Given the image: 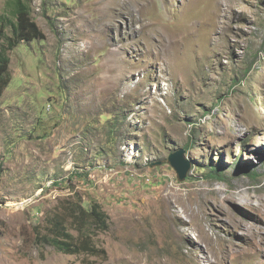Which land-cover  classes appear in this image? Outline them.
Masks as SVG:
<instances>
[{"label": "rangeland", "instance_id": "374dc122", "mask_svg": "<svg viewBox=\"0 0 264 264\" xmlns=\"http://www.w3.org/2000/svg\"><path fill=\"white\" fill-rule=\"evenodd\" d=\"M27 1L45 40L0 97V264H264V0ZM80 199L109 219L96 256L36 242Z\"/></svg>", "mask_w": 264, "mask_h": 264}, {"label": "trees", "instance_id": "16d2710c", "mask_svg": "<svg viewBox=\"0 0 264 264\" xmlns=\"http://www.w3.org/2000/svg\"><path fill=\"white\" fill-rule=\"evenodd\" d=\"M12 17L0 18V97L11 83L9 53L21 43L42 42L43 32L30 16L27 0H14L11 3ZM188 148V146L186 147ZM207 176L216 178L214 173ZM83 176L77 171L72 179ZM109 219L101 206L94 201L69 202L57 210L45 214L44 223L33 227L36 242L52 246L57 252L66 255H97L96 238L109 230ZM72 232H76L74 236Z\"/></svg>", "mask_w": 264, "mask_h": 264}, {"label": "water", "instance_id": "95a60500", "mask_svg": "<svg viewBox=\"0 0 264 264\" xmlns=\"http://www.w3.org/2000/svg\"><path fill=\"white\" fill-rule=\"evenodd\" d=\"M168 161L170 166L175 170L180 180L187 179L191 163L185 157V150L180 149L169 155Z\"/></svg>", "mask_w": 264, "mask_h": 264}, {"label": "bare ground", "instance_id": "6f19581e", "mask_svg": "<svg viewBox=\"0 0 264 264\" xmlns=\"http://www.w3.org/2000/svg\"><path fill=\"white\" fill-rule=\"evenodd\" d=\"M182 223H183V222H182ZM190 235H191V234H190V231H189V230L185 231L184 234H183V236L186 237V238H189Z\"/></svg>", "mask_w": 264, "mask_h": 264}]
</instances>
